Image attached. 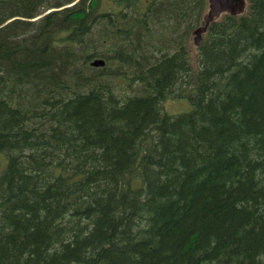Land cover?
<instances>
[{
  "label": "trees",
  "instance_id": "trees-1",
  "mask_svg": "<svg viewBox=\"0 0 264 264\" xmlns=\"http://www.w3.org/2000/svg\"><path fill=\"white\" fill-rule=\"evenodd\" d=\"M206 11L0 0V264H264V0Z\"/></svg>",
  "mask_w": 264,
  "mask_h": 264
},
{
  "label": "water",
  "instance_id": "water-1",
  "mask_svg": "<svg viewBox=\"0 0 264 264\" xmlns=\"http://www.w3.org/2000/svg\"><path fill=\"white\" fill-rule=\"evenodd\" d=\"M208 10L203 16L204 24L197 27L193 34L195 35L194 41L196 44L199 43L201 33L205 31L210 21L215 19L220 13H230L233 15H238L244 13L246 9L245 0H207ZM104 64L103 59H95L91 61V65L101 66Z\"/></svg>",
  "mask_w": 264,
  "mask_h": 264
},
{
  "label": "rangeland",
  "instance_id": "rangeland-1",
  "mask_svg": "<svg viewBox=\"0 0 264 264\" xmlns=\"http://www.w3.org/2000/svg\"><path fill=\"white\" fill-rule=\"evenodd\" d=\"M192 39H193V36H192ZM188 107H189V101L186 97H182V98L169 97L163 101V109L169 114L182 113L186 111Z\"/></svg>",
  "mask_w": 264,
  "mask_h": 264
}]
</instances>
